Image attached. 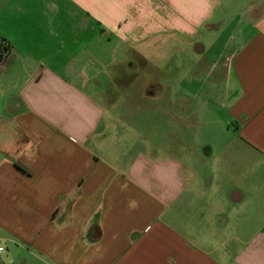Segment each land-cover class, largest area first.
<instances>
[{
	"label": "crops",
	"instance_id": "crops-1",
	"mask_svg": "<svg viewBox=\"0 0 264 264\" xmlns=\"http://www.w3.org/2000/svg\"><path fill=\"white\" fill-rule=\"evenodd\" d=\"M0 39V264H264V226L219 212L241 189L120 130L140 105L150 129L219 126L264 176V0H0ZM178 45L196 64L160 73Z\"/></svg>",
	"mask_w": 264,
	"mask_h": 264
},
{
	"label": "rangeland",
	"instance_id": "rangeland-1",
	"mask_svg": "<svg viewBox=\"0 0 264 264\" xmlns=\"http://www.w3.org/2000/svg\"><path fill=\"white\" fill-rule=\"evenodd\" d=\"M157 58H159V61L155 66L159 69L160 73L164 74L168 71L182 75L189 71L190 68H193L196 62V60L194 62L191 61V58L188 57V49L183 48L182 45H178L176 48L172 49V51L165 49L160 50ZM153 75L155 74L153 73ZM111 78L112 73L108 78L105 79L104 77L103 80H105V84L104 86L101 85L99 88L104 90L105 87H109L115 90V86L111 84ZM154 82L164 87L166 81L159 79ZM135 83L137 86L142 87L145 81L138 80L135 81ZM122 88H124V91L128 92L129 100L131 98L134 101L139 99V97L132 96L133 89H136L135 86L126 85ZM195 88L196 87L193 86L191 90H195ZM134 92L136 91L134 90ZM97 97L101 99L100 96ZM196 98L199 97L191 94V104L195 108H197L195 105L196 101H194ZM122 100H126V98L123 96L118 97L116 103L120 104ZM148 110L149 109H146L145 106L141 107L140 105L138 109L130 111V115H128L126 119L131 123L127 124V126L123 124L120 125V130L123 134L128 139L135 138L137 142L141 143L137 145L138 149L143 148L147 150L146 147H148L149 144L154 146L157 145L160 152L159 154H162L163 150L174 148L176 155L181 161H184L189 168H197V170L201 172L204 182L212 180V187L217 186L216 191L221 192L220 194L227 188L241 189L244 192L245 203L229 204L228 206L224 205L219 209V212L228 220V224L231 226L237 224L238 227H242L243 230L247 229L251 234L260 232V228L264 226V176H253L248 180L245 175L242 176V172H237L243 168L246 169V160H242L235 156L237 152V147L235 145L226 143L227 139L218 136V131H220L219 126L216 128L217 133L211 135H205V129L196 125L185 130L181 125L176 126V124L173 126L163 125L159 128L150 129L147 125L151 119L156 117H154L155 111ZM157 115L160 122L165 123L166 120H168V116L165 113L159 112L158 114L156 113V116ZM184 133L185 138L183 137ZM212 136L215 138H212ZM207 147L213 151L212 156L208 158L205 157L204 151ZM138 149H136V151H138ZM196 154L200 155L201 161L196 160ZM188 157L190 160L187 159ZM243 230H240V233ZM1 258L5 264L8 263L5 258V252L1 253Z\"/></svg>",
	"mask_w": 264,
	"mask_h": 264
},
{
	"label": "built area",
	"instance_id": "built-area-1",
	"mask_svg": "<svg viewBox=\"0 0 264 264\" xmlns=\"http://www.w3.org/2000/svg\"><path fill=\"white\" fill-rule=\"evenodd\" d=\"M7 46L3 40L0 39V66L6 61L8 55ZM3 251V248L0 247V252Z\"/></svg>",
	"mask_w": 264,
	"mask_h": 264
}]
</instances>
